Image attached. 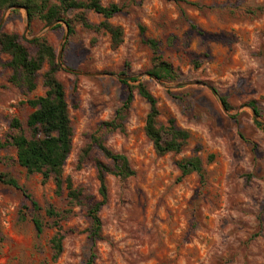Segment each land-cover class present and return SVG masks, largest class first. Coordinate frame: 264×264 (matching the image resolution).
Here are the masks:
<instances>
[{
    "label": "rangeland",
    "instance_id": "1",
    "mask_svg": "<svg viewBox=\"0 0 264 264\" xmlns=\"http://www.w3.org/2000/svg\"><path fill=\"white\" fill-rule=\"evenodd\" d=\"M101 3L123 7L108 20L123 31L118 47L106 32L84 27L77 11L68 14L69 33L64 23L58 28L30 20L25 8L0 10V31L18 35L32 55L36 47L30 42L37 38L54 50L73 128L63 176L82 191L81 204L70 206L65 189L57 194L53 180L43 183L40 174L29 175L13 147L0 149V173L32 196L45 224L37 235L23 193L0 183V264H82L90 254L95 264H264V0ZM85 16L93 26L103 21L93 12ZM149 39L178 74L176 81L149 77L154 66ZM0 58V141L5 143L11 120L25 124L32 112L26 102L45 95L43 75L50 66L44 64L29 93L10 82V58ZM132 78L157 100L161 124L172 120L189 133L181 153L154 152L143 131L149 105L136 93L119 127H104L123 108L127 89L121 81ZM183 83L201 85L176 87ZM94 138L125 155L136 173L126 180L106 177L107 203L99 213L102 231L96 242L86 232V212L100 200L96 164L110 163L92 144ZM192 157L202 161L203 183L196 174L181 178L177 162ZM50 206L72 211L61 222L66 237L55 261Z\"/></svg>",
    "mask_w": 264,
    "mask_h": 264
},
{
    "label": "trees",
    "instance_id": "2",
    "mask_svg": "<svg viewBox=\"0 0 264 264\" xmlns=\"http://www.w3.org/2000/svg\"><path fill=\"white\" fill-rule=\"evenodd\" d=\"M15 7L25 8L30 20L37 17L47 25L58 23V28L61 27L59 23H64L68 27L69 33L73 32V28L68 19V14L77 11L76 19L84 27L109 34L113 47H118L122 43L123 31L108 22L123 11V7L117 4L105 6L101 0H0L1 11ZM87 12H93L100 16L103 21L97 26L89 24L85 16ZM30 43L36 47L34 55L29 52L18 35L0 31V57L6 55L10 58L6 67L12 71V76L9 78L11 83L31 93L37 87L39 71L46 63L50 66L43 75V86L46 88L45 95L26 102L32 112L28 115L25 124H22L17 118L11 120L9 140L5 143L0 141V149H5L8 146L13 147L16 150L19 166L24 168L29 175L40 174L43 183L53 180L57 194L65 189L69 205L73 207L81 204L82 191L74 188L70 177L63 176V167L72 150L73 128L64 88L56 78L59 67L55 62L54 50L43 39L37 38ZM146 44L152 51L154 64L148 74L160 82L176 81L179 76L173 67L163 60L158 43L149 39ZM121 83L127 89L123 108L118 112L116 119L105 123L104 127L110 130H116L119 127L117 121L123 120V113L129 109L136 93L149 105L143 131L146 138L151 142L154 152L158 156L181 153L187 144L189 133L178 129L172 120H169L166 125L159 122L160 113L157 108V100L139 79L122 80ZM131 83L135 84L132 85ZM221 101L229 109L226 100L222 98ZM248 106L258 115L255 102H250ZM255 125L260 127L259 123H255ZM92 144L110 163V165H106L98 161L96 164L100 200L89 205L86 212L89 220V228L86 232L90 240L96 242L100 239L102 231L99 213L107 203L106 177L110 175L120 180H126L135 176L136 173L125 155L113 153L99 139L94 138ZM90 149L91 146L84 150L82 160L88 155ZM177 168L181 173V178L196 174L200 181L204 182L205 171L199 157L178 161ZM0 183L23 193L33 210L31 221L35 232L37 235H41L45 224L38 213L40 209L37 202L11 176L0 173ZM71 212V210L58 211L53 206L46 209V215L52 220V226L56 230L49 243L54 261L62 254L63 242L66 237L62 231L61 222ZM82 264H95L94 254H90Z\"/></svg>",
    "mask_w": 264,
    "mask_h": 264
},
{
    "label": "water",
    "instance_id": "3",
    "mask_svg": "<svg viewBox=\"0 0 264 264\" xmlns=\"http://www.w3.org/2000/svg\"><path fill=\"white\" fill-rule=\"evenodd\" d=\"M25 11H26V9H24ZM54 24H56V23H54ZM54 24H52V25H54ZM149 77L150 78H152V79H154V80H156V81H158L155 77H153L152 75H149ZM199 85H201V84H199V83H183V84H178V85H176V87H184V86H199ZM255 114V113H254Z\"/></svg>",
    "mask_w": 264,
    "mask_h": 264
}]
</instances>
